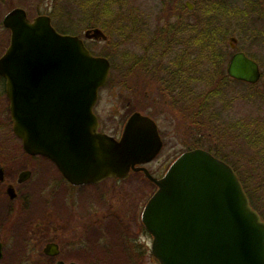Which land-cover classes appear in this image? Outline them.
I'll return each mask as SVG.
<instances>
[{"label": "water", "instance_id": "1", "mask_svg": "<svg viewBox=\"0 0 264 264\" xmlns=\"http://www.w3.org/2000/svg\"><path fill=\"white\" fill-rule=\"evenodd\" d=\"M184 4L193 8L189 0ZM2 23L10 42L0 57V74L14 133L31 154L49 158L73 184L123 177L130 167L142 170L156 184L142 222L159 264H264V220L228 163L198 147L182 152L161 177L152 176L144 164L162 148L152 118L131 113L119 139L98 131L93 106L109 60L93 55L82 37L58 32L49 15L30 19L14 7ZM83 34L107 38L99 27ZM235 41L231 36L229 46ZM226 71L247 83L260 78L258 64L240 51Z\"/></svg>", "mask_w": 264, "mask_h": 264}, {"label": "rangeland", "instance_id": "2", "mask_svg": "<svg viewBox=\"0 0 264 264\" xmlns=\"http://www.w3.org/2000/svg\"><path fill=\"white\" fill-rule=\"evenodd\" d=\"M184 1L0 0V55L8 45L10 36L2 20L14 7L23 8L29 18L46 14L50 16L52 25L57 22L60 26H69L76 33L74 35L83 38L93 54L110 61L108 79L100 88L93 108L101 130L119 135L126 118L135 111L152 118L164 142L157 157L145 164L152 175H159L173 155L188 149L196 141L202 142L201 147L206 150L211 146L246 180V185L248 183V187L256 191L259 197L257 202L264 211V138L261 137L264 133L263 83L248 84L233 80L211 82L212 77L219 78L222 72L218 66L215 71L211 67L214 64L207 61L212 60L211 53L205 54V57L199 55L200 63L196 54L193 55L201 69L195 72L198 76L193 82H187L188 87L185 88L188 89H176L175 82L155 81L157 73L171 68L172 60H179L181 43L187 38L191 43L188 46L190 54L195 53L192 35L189 30L186 32L185 23L191 20L193 24L198 20V11L187 18ZM189 1L197 7H206L209 10L206 20L215 21L222 34H226L225 37L221 33L218 35L219 41L212 49L215 57L219 54L224 71L232 53L228 42L231 35L237 37L238 47L252 55L264 71V11L261 10L264 6L259 7V14L252 5L249 6L247 0ZM91 25L101 28L107 38H85L84 30L91 28ZM173 36L177 44L167 51L173 46L169 42ZM200 77L202 80H197ZM215 90L219 93L216 94ZM201 104L208 106L210 116L213 113L219 117L210 127H201V120H197V115H201ZM250 140H253L252 144ZM31 165L35 173L30 182V220L44 206L39 198L40 191L47 197V206L54 210L57 207L56 195L47 194L67 190L56 168L48 160L35 158L31 160ZM141 175L138 173L137 177L119 181L116 186L121 189L122 185L125 187L134 178H139V193L144 205L155 191V186ZM107 183L114 184L113 180ZM91 190H97V187ZM123 190L127 192L125 188ZM129 227L132 228V225ZM139 239L142 247L138 248L136 256H126L121 246L110 243V252L103 260L84 264H158L150 251L151 239L145 233Z\"/></svg>", "mask_w": 264, "mask_h": 264}, {"label": "flooded vegetation", "instance_id": "3", "mask_svg": "<svg viewBox=\"0 0 264 264\" xmlns=\"http://www.w3.org/2000/svg\"><path fill=\"white\" fill-rule=\"evenodd\" d=\"M247 2L260 14L259 7L264 6V0H247ZM192 4L193 8L187 9L189 12H193L197 8L196 4ZM197 10L199 11L198 22L192 21L193 24H191V20H187L185 23L186 32L188 30L192 32V29L200 27L201 20L205 23L207 8L201 6ZM261 10L264 11V7ZM191 16L192 14H188L187 18H191ZM231 36H229V41ZM234 37L236 38L234 47L229 46L232 50L230 57L240 51L254 60L260 71V78L256 82H262L264 71L262 72L259 62L244 49L238 47V39L236 36ZM173 38L174 36L169 40L173 46L167 48V51H171L174 44H177V40L173 41ZM181 44L183 45L178 55L181 62L175 64V61L172 60L171 68L156 74V82H174L172 73L175 66L183 71H188L189 61L193 55L196 54L199 59L198 52L200 50L198 48L195 49L194 54H190L188 46L191 43L188 38ZM192 59L197 64L201 61L199 59L198 63L197 59ZM228 61L225 65L226 74ZM187 75L188 72L186 77ZM227 76L230 80L240 81L228 74ZM98 130L104 132L100 129V125ZM121 132L119 135L104 133L118 139ZM161 140L164 143L163 138ZM183 151L173 155L175 157L172 156L169 164ZM35 158H43L53 164L59 174L60 181L62 184L64 183L67 190L47 194L49 196L56 195L57 207L54 210L47 206V197L43 191H40L39 198L43 201L44 206L39 209L38 215L30 220L28 217L32 199L30 182L35 173L31 160ZM167 167L159 175H153L160 177ZM138 173L146 177L142 170L130 167L128 173L123 177H107L100 181L80 184L68 181L53 161L41 154H31L14 133L10 99L6 92V79L0 74V264L91 263L97 259L101 261L105 258L106 254L110 252V243H117L121 246L126 256H136L139 253L138 248L142 247L139 242L142 233H145L152 243V236L142 222L144 205L139 193V178H134V181H130L125 187L122 185L121 189L116 184L119 181L124 182L127 179H132L133 176L137 177ZM109 180H113L114 184H108ZM95 187L97 190H91ZM122 188H125L127 192H122L124 191ZM109 225L112 227L108 228ZM130 225L132 228L129 227Z\"/></svg>", "mask_w": 264, "mask_h": 264}, {"label": "trees", "instance_id": "4", "mask_svg": "<svg viewBox=\"0 0 264 264\" xmlns=\"http://www.w3.org/2000/svg\"><path fill=\"white\" fill-rule=\"evenodd\" d=\"M198 7L193 11V12H189L188 10H186V14H192L197 10ZM209 10H207L208 12ZM199 12V11H198ZM207 12L205 11V16L207 15ZM199 14V13H198ZM207 17V16H206ZM195 22H198V20H196ZM202 25H200V27L196 28V29H192L191 35H192V47H196L198 48L200 51L198 52L199 55H201L202 57H205V54L207 55L208 53L212 54V57H210L212 60L210 61L209 59L207 60L211 65L214 64V66L212 65L211 67H213L216 71V66H218L220 68V70L222 71L220 73L219 78L218 77H212L211 82H226L228 80H230V78L227 76L226 72L223 69V62L220 58H218L219 54H217V56L215 57L216 53H214V51H212V49L216 46L215 43L217 41H219V34H222V31L220 30V27L217 25V23L215 21H210V20H205V23H203V21L201 20ZM54 27L56 28L57 31H59L60 33H64V34H76L73 31H71L72 29H70L69 26L63 27L58 25L57 22L53 23ZM93 27V25H91ZM89 26V27H91ZM218 27V29H217ZM225 32V31H224ZM170 33V32H169ZM220 34V35H221ZM224 37L226 36L225 33L222 34ZM180 60H175V64L176 63H180ZM189 70L188 71H183L182 69H178V67L175 66L174 70H173V80L176 83V89H188L185 88V86H187V82H193V79L196 78L198 75L195 74L196 71H198L199 69H201V66L199 64H197L195 61H193V59L191 58L189 61ZM188 72V75L186 77V74ZM206 72V71H205ZM204 76V75H202ZM197 80H202L201 77L200 79L197 78ZM209 78H207L206 81H208ZM187 81V82H186ZM234 81V80H233ZM238 82V81H235ZM188 87V86H187ZM215 93L218 94L219 92L217 90H215ZM201 115H197V120H201V127H210L211 124H213L217 118V116H215L212 113V116H210L209 114V108L208 106L201 104ZM192 115V113H191ZM218 121V120H217ZM200 135V134H199ZM262 138H264V133L261 134ZM196 141V140H195ZM251 144L253 142V140L249 141ZM195 144L193 145H189L188 149L191 148H195V147H201L203 146V143L200 141H196L194 142ZM209 151H211L214 155L218 156L219 158L226 160L225 158L221 157L218 155V152L211 146H209ZM235 170V168H234ZM238 177L240 178V181L243 185V188L250 200V204L252 205V207L254 209H256L259 214L261 215V217L264 220V211L259 207V204L257 202V199H259V197L256 196V191L254 189H250V187H248V183L246 185V180L238 173L236 172Z\"/></svg>", "mask_w": 264, "mask_h": 264}]
</instances>
